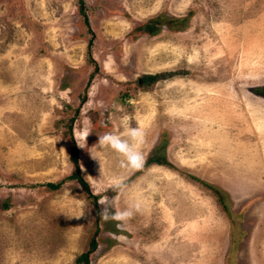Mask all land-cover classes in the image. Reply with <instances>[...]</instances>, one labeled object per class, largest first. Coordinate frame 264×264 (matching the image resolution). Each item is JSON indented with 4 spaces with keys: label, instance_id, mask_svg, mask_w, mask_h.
Instances as JSON below:
<instances>
[{
    "label": "rangeland",
    "instance_id": "374dc122",
    "mask_svg": "<svg viewBox=\"0 0 264 264\" xmlns=\"http://www.w3.org/2000/svg\"><path fill=\"white\" fill-rule=\"evenodd\" d=\"M85 3L0 0V264H77L96 231L90 264H264V0ZM125 119L140 170L98 145ZM70 124L99 213L142 199L124 228L68 178Z\"/></svg>",
    "mask_w": 264,
    "mask_h": 264
},
{
    "label": "clouds",
    "instance_id": "9594fccd",
    "mask_svg": "<svg viewBox=\"0 0 264 264\" xmlns=\"http://www.w3.org/2000/svg\"><path fill=\"white\" fill-rule=\"evenodd\" d=\"M125 128L127 139L118 133L107 132L99 136L98 145L101 148L107 147L120 158V168L128 171L140 170L143 168L144 157L135 146L143 142L144 132L139 127H131L127 123V119H125ZM125 187L122 180H117L113 185V190L122 192ZM150 187L154 190V185H150ZM104 202L101 200L99 203L103 205ZM142 211L143 201L136 199L130 202L127 207L115 211H110L108 207H102L99 216L104 222H116V228L122 229Z\"/></svg>",
    "mask_w": 264,
    "mask_h": 264
},
{
    "label": "trees",
    "instance_id": "16d2710c",
    "mask_svg": "<svg viewBox=\"0 0 264 264\" xmlns=\"http://www.w3.org/2000/svg\"><path fill=\"white\" fill-rule=\"evenodd\" d=\"M78 4H79V11L82 14V16L85 18V21H86L88 19V16H87V12H86L85 0H78ZM191 13H192V11H190L188 13V15L184 16V17H190ZM164 17H165L164 15L160 14V15L156 16L155 18L149 19L146 23L138 26L137 29L140 31L148 32L149 34L154 35V34L159 32V30L161 29V26L164 24ZM185 20H186V18L176 19V20H174V22H179L180 24H182ZM90 60L93 61L92 58H90ZM94 73L95 72H93L91 74V77L94 76ZM159 77H162V75H159V74L150 75L149 74V75H146L143 77V81L144 82H149V81L152 82V81L157 80ZM255 90H256V93H263L264 94V91L260 88H255ZM68 133L70 134V137L72 138V145L70 147V159L74 164L73 172L69 175L68 178L72 179V180H77L78 183L81 185V187L86 192L88 198L92 199L93 204L95 205V207L97 209L96 222H98V218H99L98 196L93 193L89 182L85 179V177L81 171L80 162H79V147L73 138V126H72V124L69 125ZM148 163H156V164L166 165V166L172 167V168L174 167L173 164L171 162H169V160L166 158V156L164 154L163 155L160 154V155L150 157L148 159ZM62 184H63V182L59 181V182H49L46 185L50 189L55 190V189L60 188V186ZM215 193L218 196L220 203L222 205H224L225 204L224 197L217 190L215 191ZM97 235H98V231H96L94 233V236L91 238L88 250L83 252L82 254H80L77 257V259H76L77 264H90V256H91L92 252H94L98 247Z\"/></svg>",
    "mask_w": 264,
    "mask_h": 264
}]
</instances>
